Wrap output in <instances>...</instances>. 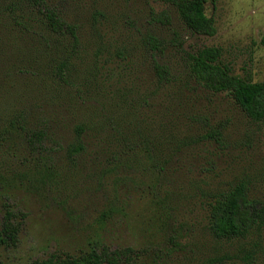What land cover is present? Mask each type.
Returning <instances> with one entry per match:
<instances>
[{
	"label": "rangeland",
	"instance_id": "1",
	"mask_svg": "<svg viewBox=\"0 0 264 264\" xmlns=\"http://www.w3.org/2000/svg\"><path fill=\"white\" fill-rule=\"evenodd\" d=\"M205 2L213 37L187 30L159 0H48L77 27L64 86L53 70L71 44L40 30L21 0H0V220L7 200L26 214L17 247H0V264H30L49 253L80 257L93 241L141 251L138 264H244L243 251L264 264V224L234 241L207 229L211 198L238 179L264 207V121L199 87L187 58L215 47L233 75L264 82V0ZM160 16L170 24L157 23ZM147 35L167 43L177 36L178 45L152 53ZM152 60L169 69L168 82L156 80ZM18 113L30 127L47 119L63 149L82 142L86 153L68 160L53 151L51 160L35 161L21 125L9 123ZM84 123L78 141L73 129ZM110 124L140 143L137 157L114 162ZM209 130L220 132L223 149L205 138Z\"/></svg>",
	"mask_w": 264,
	"mask_h": 264
},
{
	"label": "trees",
	"instance_id": "2",
	"mask_svg": "<svg viewBox=\"0 0 264 264\" xmlns=\"http://www.w3.org/2000/svg\"><path fill=\"white\" fill-rule=\"evenodd\" d=\"M21 1L33 10L40 30L48 36L67 39L71 44L72 50L69 51L68 56L58 61L53 70V78L58 83L68 86L70 83L65 70L68 68L71 52L73 53L79 45L77 27L64 22L48 6V0ZM159 1L173 7L178 20L190 32L206 37H213L216 34L214 20L205 14V0ZM155 20L165 26L170 24L168 16H160ZM22 26L26 27V24ZM143 41L150 52L162 53L169 45H178L179 40L175 36L170 43H167L152 35H147ZM187 58L189 75L199 87L212 95H227L249 120L264 121V82H251L233 75L222 62L221 51L215 47L199 49L189 54ZM151 68L159 83H166L170 80V71L165 65L152 60ZM21 115L23 113H18V116L14 114L9 123L12 126L21 125L26 150L35 161L42 163L45 158L51 160L47 153L53 151L59 153L62 150L68 160H73L86 153L87 146L82 142L63 149L60 143L50 136L47 119L39 118L36 120L35 127H30L29 121L20 122ZM198 122L203 126H208L207 118H200ZM88 128V124L85 123L74 127L73 131L78 141ZM107 130L112 143H117L118 151L111 155L114 162L121 163V161L130 160V157H137V147L140 143H131L112 124ZM205 138L219 150L224 148L223 138L218 130H209ZM48 142L54 147H47ZM152 153L147 152L146 154L152 155ZM156 164L158 163L152 162L153 166H157ZM250 192L249 182L241 178L228 189L216 193L211 198L207 212V229L214 238L224 241L247 239L250 232L264 224V207L257 199L252 198ZM6 202L3 205L4 212L0 220V247L14 249L18 245L26 214L13 209L8 200ZM141 257L142 252L131 247L110 248L101 242L93 241L89 244L87 252L80 257L70 254L58 256L56 253H49L45 258L37 259L30 264H138ZM240 261L244 264H255V256L252 252L243 251L240 253Z\"/></svg>",
	"mask_w": 264,
	"mask_h": 264
}]
</instances>
